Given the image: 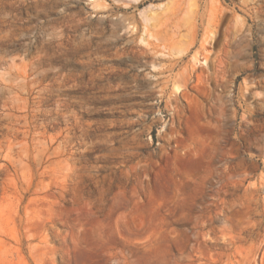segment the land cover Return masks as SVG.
Instances as JSON below:
<instances>
[{"label":"rangeland","instance_id":"rangeland-1","mask_svg":"<svg viewBox=\"0 0 264 264\" xmlns=\"http://www.w3.org/2000/svg\"><path fill=\"white\" fill-rule=\"evenodd\" d=\"M0 264H264V0H0Z\"/></svg>","mask_w":264,"mask_h":264}]
</instances>
